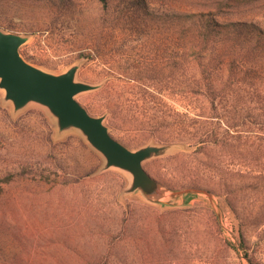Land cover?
I'll list each match as a JSON object with an SVG mask.
<instances>
[{
	"label": "rangeland",
	"instance_id": "1",
	"mask_svg": "<svg viewBox=\"0 0 264 264\" xmlns=\"http://www.w3.org/2000/svg\"><path fill=\"white\" fill-rule=\"evenodd\" d=\"M107 1L0 0V28L29 36L20 53L46 70L79 62L77 79L101 85L76 99L106 114L128 148L178 143L143 167L168 187L201 191L183 206L121 195L125 173L100 171L76 131L57 135L38 105L12 113L0 91V264H264V79L260 98L229 87L215 99L240 111L228 138L216 118L226 113L194 90L193 56L180 55L177 25L164 23L175 11L215 13L263 36L264 0ZM257 52L261 61L264 43ZM186 108L203 115H172Z\"/></svg>",
	"mask_w": 264,
	"mask_h": 264
},
{
	"label": "water",
	"instance_id": "2",
	"mask_svg": "<svg viewBox=\"0 0 264 264\" xmlns=\"http://www.w3.org/2000/svg\"><path fill=\"white\" fill-rule=\"evenodd\" d=\"M28 39L27 35L0 28V91L2 101L10 104L12 113L30 104L38 105L52 119L57 135L76 131L102 158L100 171L113 168L128 176L129 183L121 195L139 193L150 203L183 206L201 191L194 187L174 189L152 177L143 163L180 145L148 143L128 148L110 133L104 122L106 114L94 115L76 99L80 93L95 90L101 84L78 80L79 62L53 72L27 61L19 49Z\"/></svg>",
	"mask_w": 264,
	"mask_h": 264
},
{
	"label": "trees",
	"instance_id": "3",
	"mask_svg": "<svg viewBox=\"0 0 264 264\" xmlns=\"http://www.w3.org/2000/svg\"><path fill=\"white\" fill-rule=\"evenodd\" d=\"M99 1L103 6L108 3L107 0ZM125 4H130V7L136 6V8L147 6L145 0H126ZM214 15L215 13L194 14L175 11L172 14H164V23L177 25L175 39L179 44L180 55L184 57L188 54L187 49L193 56L192 62L197 72L194 79V90L211 100L214 107L212 111L216 114L219 111L226 113L216 118L226 126L225 135L232 139L233 136L229 134V131L239 124L236 117H240V111L233 109L235 107L229 111L222 110L213 104L219 94L229 87H236L238 90L247 88L251 90L250 92L256 99L262 96L259 86L261 80L264 79V74H260L259 71L264 68V58L259 60L257 45L264 43V35L256 32L250 23L218 22ZM247 33H249V38H247ZM84 57L93 59L94 55L89 54ZM222 75H225L224 79ZM197 112L191 108H186L181 112L173 109L172 115L189 120L193 119L190 113L196 116L203 115ZM184 122V119H181L179 124H184ZM211 133H207L205 137L210 138L212 134L215 136V133ZM218 139L219 137L216 136L214 142Z\"/></svg>",
	"mask_w": 264,
	"mask_h": 264
}]
</instances>
